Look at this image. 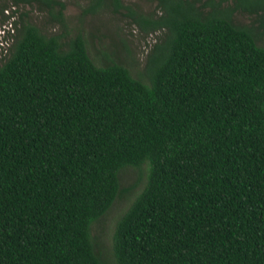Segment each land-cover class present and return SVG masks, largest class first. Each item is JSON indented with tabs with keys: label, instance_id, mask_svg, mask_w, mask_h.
<instances>
[{
	"label": "trees",
	"instance_id": "obj_1",
	"mask_svg": "<svg viewBox=\"0 0 264 264\" xmlns=\"http://www.w3.org/2000/svg\"><path fill=\"white\" fill-rule=\"evenodd\" d=\"M37 1L63 20L64 1ZM157 1L160 15L137 16L164 31L146 79L98 64L80 33L65 42L4 15L0 264H264V0ZM109 3L122 7L91 0L84 12ZM144 164L112 262L92 226L121 171Z\"/></svg>",
	"mask_w": 264,
	"mask_h": 264
},
{
	"label": "rangeland",
	"instance_id": "obj_2",
	"mask_svg": "<svg viewBox=\"0 0 264 264\" xmlns=\"http://www.w3.org/2000/svg\"><path fill=\"white\" fill-rule=\"evenodd\" d=\"M66 3L65 15L62 21L51 20L44 4L37 0L28 3L14 0H0V6L6 5L3 14L0 13V25L4 15L13 12L16 20L23 15L27 21L34 22L49 34H64L68 42L76 34H82L87 40L88 51L98 64H103L111 58L126 64L133 75L143 77L148 55L154 44L160 39L163 30L146 32L137 21L138 15L156 17L162 13L157 0H120L122 7L109 3L96 13L84 12L91 0H62ZM235 20L242 25H251L254 16L247 12H238ZM1 28V34L6 36L7 30ZM64 39V38H63ZM1 41V40H0ZM264 46V37L259 39ZM7 45V43L5 44ZM146 79V77L144 76ZM149 165L144 164L143 170L128 167L121 171L122 191L110 209L92 226L101 249L114 262L112 237L116 222L126 211L136 195L143 189L147 181Z\"/></svg>",
	"mask_w": 264,
	"mask_h": 264
},
{
	"label": "clouds",
	"instance_id": "obj_3",
	"mask_svg": "<svg viewBox=\"0 0 264 264\" xmlns=\"http://www.w3.org/2000/svg\"><path fill=\"white\" fill-rule=\"evenodd\" d=\"M0 40H1V41H0V44H2V40H3V38L0 37Z\"/></svg>",
	"mask_w": 264,
	"mask_h": 264
}]
</instances>
